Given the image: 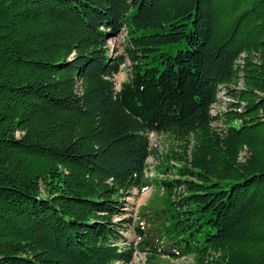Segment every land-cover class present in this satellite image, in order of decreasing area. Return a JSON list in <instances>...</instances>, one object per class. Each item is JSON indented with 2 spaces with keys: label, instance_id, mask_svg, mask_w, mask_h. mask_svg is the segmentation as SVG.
I'll use <instances>...</instances> for the list:
<instances>
[{
  "label": "trees",
  "instance_id": "1",
  "mask_svg": "<svg viewBox=\"0 0 264 264\" xmlns=\"http://www.w3.org/2000/svg\"><path fill=\"white\" fill-rule=\"evenodd\" d=\"M188 256L264 264V0H0V264Z\"/></svg>",
  "mask_w": 264,
  "mask_h": 264
},
{
  "label": "rangeland",
  "instance_id": "2",
  "mask_svg": "<svg viewBox=\"0 0 264 264\" xmlns=\"http://www.w3.org/2000/svg\"><path fill=\"white\" fill-rule=\"evenodd\" d=\"M126 31H123L121 35L109 38L110 47L113 49V53L116 55H121L124 53V36ZM116 50V52H115ZM130 60L127 59L126 63L121 66V70L118 74L115 75V85L116 89L121 88L123 81H126L130 76ZM220 99L222 100V106H228V103L232 99L224 91L220 92ZM217 109V108H216ZM152 150L156 151V156H151L148 160L147 166V178L154 180L160 177H167L157 170V166L160 165L163 161V156L169 148L170 143L172 142V137L169 134L152 136ZM159 153V154H158ZM162 192L163 187L158 189L155 185H151L149 189L143 193H138L137 189H133L132 193L125 198V213L122 218L131 217L133 218L132 223L127 222L125 225L128 227L127 230L123 231L124 236L130 240L137 242V237L134 231V223L139 218V212L144 206H157L161 204L162 201ZM121 217L116 216L115 221L120 220ZM125 244V242H123ZM146 260V253L141 251H136L133 262L134 263H144ZM161 261L165 264H193L194 260L192 256L183 257L180 259H168L166 257L162 258Z\"/></svg>",
  "mask_w": 264,
  "mask_h": 264
},
{
  "label": "bare ground",
  "instance_id": "3",
  "mask_svg": "<svg viewBox=\"0 0 264 264\" xmlns=\"http://www.w3.org/2000/svg\"><path fill=\"white\" fill-rule=\"evenodd\" d=\"M154 136L153 134L151 135V137ZM158 136V135H157ZM153 156V155H152ZM151 157V156H150ZM146 175H147V169H146Z\"/></svg>",
  "mask_w": 264,
  "mask_h": 264
},
{
  "label": "water",
  "instance_id": "4",
  "mask_svg": "<svg viewBox=\"0 0 264 264\" xmlns=\"http://www.w3.org/2000/svg\"><path fill=\"white\" fill-rule=\"evenodd\" d=\"M111 54H113V49H112V52H111Z\"/></svg>",
  "mask_w": 264,
  "mask_h": 264
}]
</instances>
